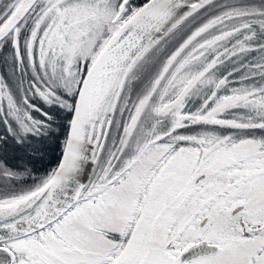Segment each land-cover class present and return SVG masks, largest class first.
<instances>
[{
	"label": "snow or ice",
	"instance_id": "6c2138e0",
	"mask_svg": "<svg viewBox=\"0 0 264 264\" xmlns=\"http://www.w3.org/2000/svg\"><path fill=\"white\" fill-rule=\"evenodd\" d=\"M0 264H264V0H0Z\"/></svg>",
	"mask_w": 264,
	"mask_h": 264
}]
</instances>
